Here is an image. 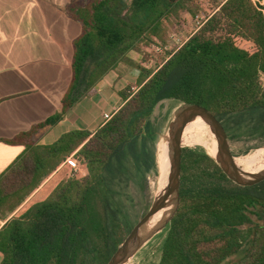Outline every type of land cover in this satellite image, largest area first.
I'll use <instances>...</instances> for the list:
<instances>
[{
	"label": "trees",
	"instance_id": "1",
	"mask_svg": "<svg viewBox=\"0 0 264 264\" xmlns=\"http://www.w3.org/2000/svg\"><path fill=\"white\" fill-rule=\"evenodd\" d=\"M194 0H80L73 16V79L61 113L15 141L25 153L0 177V220L9 216L68 157L87 168L62 181L42 202L0 229L2 264H107L138 223L129 190L147 188L156 170L151 123L163 101L196 104L212 113L231 142L264 145V0H223L202 26L156 70L141 65L124 104L96 131L75 130L51 145L32 138L54 126L141 44L170 41ZM201 120L209 129V125ZM150 125H153L151 133ZM213 135V134H211ZM264 168L258 170L262 171ZM255 172V173H257ZM158 264H264V181L243 187L201 149H182L180 200L158 235Z\"/></svg>",
	"mask_w": 264,
	"mask_h": 264
},
{
	"label": "crops",
	"instance_id": "2",
	"mask_svg": "<svg viewBox=\"0 0 264 264\" xmlns=\"http://www.w3.org/2000/svg\"><path fill=\"white\" fill-rule=\"evenodd\" d=\"M78 1L0 0V177L25 153L26 147L16 139L62 111L73 79L74 43L83 31L73 16ZM172 36L177 35H170V42L177 38ZM149 49L141 44L129 52L128 58L150 70L142 59V53ZM139 75L118 66L97 84L93 95L84 97L54 126L39 129L33 142L51 145L71 131H96L107 121L105 115L112 117L123 106L120 91L135 85ZM65 161L8 220L46 200L70 177L71 171L64 169ZM7 221L0 220V229ZM2 261L0 252V264Z\"/></svg>",
	"mask_w": 264,
	"mask_h": 264
},
{
	"label": "rangeland",
	"instance_id": "3",
	"mask_svg": "<svg viewBox=\"0 0 264 264\" xmlns=\"http://www.w3.org/2000/svg\"><path fill=\"white\" fill-rule=\"evenodd\" d=\"M222 1L223 0H194L189 4L193 8H198L197 15L200 18L203 17L204 19H207V16L210 13H212L213 9L218 4L222 3ZM195 29H196V19L193 18L191 15L187 14V12L183 13L180 19H178L177 21L173 20V25H171V27L169 28L171 35H177L176 37L179 39V41L174 39L175 41L172 40V42L169 41L168 43H166V45L169 47L168 50H165L163 52H156L153 50V47H151L147 52L144 51L142 53L143 61L145 63L148 62V67L150 70H155L159 68V66L168 57L169 53L171 51H175L178 48H180V46H182L183 43H185L186 40H188L187 38L191 36V34L194 32ZM138 65L141 64H139V62L132 61L131 64L128 62H122L119 66L128 67L129 70L136 75L140 73V68L138 67ZM131 85L134 86V84H130V86ZM179 106L180 105L178 103H174L173 101H163L157 106V108L153 113L151 123H153L155 127L159 128L156 138H154L155 144L153 145L152 143H150V145L153 146V151L156 161V170L153 169L147 173V178H146L147 188L143 195L141 190L137 187H134L129 190V195H132L133 198V202L129 204V207L132 208L133 213H135V215H138L139 221L147 214L148 210L150 209L155 199L162 194V192L165 190L168 184V181L166 185L165 184L163 185L162 182V175L160 169L161 159L163 158L162 148L163 145L165 144L167 145L168 156H169V145L167 139L169 138L171 124L175 119L176 111L179 108ZM150 128L152 133L153 125H150ZM211 134H213V132ZM212 137L214 138L217 144L214 134L212 135ZM208 138L210 139L211 137L208 136ZM182 146L183 148L192 149V150L201 149L208 154V151L199 144H193V145L182 144ZM262 148H264V145H261L258 140H253L246 143L245 142L237 143L230 141V150L237 160L249 159L257 151H262ZM77 161L78 163L76 168H71L66 164L64 169L71 171L70 177L82 178L85 175H87V168L85 169L81 167L84 165L79 160ZM176 207L177 206L172 205L171 208L165 212L162 219L167 221L173 215ZM165 221L161 225V230L164 228ZM159 230L153 235V237L147 243L143 245V247L139 250V252L133 258H131L127 264H158L159 263L161 258L160 246L162 241L161 237L158 238V235L162 232L161 230L160 231Z\"/></svg>",
	"mask_w": 264,
	"mask_h": 264
},
{
	"label": "water",
	"instance_id": "4",
	"mask_svg": "<svg viewBox=\"0 0 264 264\" xmlns=\"http://www.w3.org/2000/svg\"><path fill=\"white\" fill-rule=\"evenodd\" d=\"M197 118H202L206 121L215 135L218 145V155L217 157H211L220 165L230 180L243 187L253 186L264 181V170L257 173H249L237 165L236 157L230 150L229 136L221 122L212 113L200 105L181 103L176 111L175 119L171 124L169 138L167 139L171 167L168 184L162 194L155 199L147 214L138 221L127 235L107 264H127L139 252L143 245L159 229L161 230V225L165 221L164 219L160 220L151 229H146L152 218L163 210H169L172 205L178 207L180 200L183 134L187 125ZM172 216L165 221L164 228L169 224Z\"/></svg>",
	"mask_w": 264,
	"mask_h": 264
},
{
	"label": "bare ground",
	"instance_id": "5",
	"mask_svg": "<svg viewBox=\"0 0 264 264\" xmlns=\"http://www.w3.org/2000/svg\"><path fill=\"white\" fill-rule=\"evenodd\" d=\"M208 136L211 138L209 139ZM182 144H187V145L199 144L208 151V154L210 156L217 157L218 155V145L216 144L209 129L201 120V118H197L193 122L187 125L183 134ZM162 149H163V158L161 159L160 169H161L163 185L164 184L166 185L169 178L171 167H170L167 145L166 144L163 145ZM236 163L240 168H242L246 172L249 173L257 172L258 170L264 168V148H262V151H257L249 159L246 160L236 159ZM166 211L167 209L155 215L146 229L147 230L151 229L157 223H159Z\"/></svg>",
	"mask_w": 264,
	"mask_h": 264
},
{
	"label": "built area",
	"instance_id": "6",
	"mask_svg": "<svg viewBox=\"0 0 264 264\" xmlns=\"http://www.w3.org/2000/svg\"><path fill=\"white\" fill-rule=\"evenodd\" d=\"M206 21V19H204L203 17H199L196 19V31L202 26V24ZM172 38H176V36H172ZM177 41H179L178 38H176ZM153 50L156 52H163L165 50H168V46L167 45H163L161 43H155L154 45H152ZM111 118L110 115H105V120H109ZM66 164L71 167V168H76L78 161L75 159L74 155L68 157L66 159Z\"/></svg>",
	"mask_w": 264,
	"mask_h": 264
}]
</instances>
